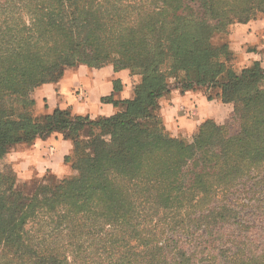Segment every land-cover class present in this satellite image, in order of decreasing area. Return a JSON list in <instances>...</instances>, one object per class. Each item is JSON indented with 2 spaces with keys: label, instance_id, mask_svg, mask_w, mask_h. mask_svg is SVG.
<instances>
[{
  "label": "trees",
  "instance_id": "obj_1",
  "mask_svg": "<svg viewBox=\"0 0 264 264\" xmlns=\"http://www.w3.org/2000/svg\"><path fill=\"white\" fill-rule=\"evenodd\" d=\"M260 14L264 0H0V158L58 131L76 172L27 191L0 171V264H264L230 201L264 170V68L238 75L212 41ZM79 64L141 75L134 99L111 118L36 114L33 90ZM202 87L233 114L172 135L160 98Z\"/></svg>",
  "mask_w": 264,
  "mask_h": 264
},
{
  "label": "crops",
  "instance_id": "obj_2",
  "mask_svg": "<svg viewBox=\"0 0 264 264\" xmlns=\"http://www.w3.org/2000/svg\"><path fill=\"white\" fill-rule=\"evenodd\" d=\"M252 25L247 28L246 31L237 32L236 27L230 28L228 34V44L230 49L234 51L239 60L242 58V55L247 53H256L261 56V62H264V25L261 24V21H264V16H261L257 19H253ZM248 22H240L237 24H247ZM253 28H255V32H253ZM249 33H252L249 36ZM245 37H248L245 39ZM239 44V50L236 49V45ZM255 62V61H253ZM84 66L83 68L81 66ZM109 65L112 66L109 74H105V70L108 69ZM124 69V68H123ZM122 69H116L114 65L107 64L101 67H92L87 64H79L74 67H69L65 69L63 76L55 82H46L53 85L52 92L55 93L52 101L48 100L47 96H39L37 90L47 91V89L43 88V83L37 86L33 92L32 97L35 100L34 112L38 115L41 114H51L56 109H61L60 105L62 103L67 102L66 96L61 92V88L67 85L68 90L77 98V104H88L92 101H98V103H114L112 100L118 99L120 93L124 87L122 84V77L117 76L116 74L120 72ZM77 78L75 80L72 79L73 76ZM129 79L131 80L134 74L132 71L128 73ZM85 82H87V86H85ZM137 84L133 81L132 83V91L131 94L134 97L135 95V87ZM107 91V94L105 92ZM190 91L192 95L186 96L185 93ZM178 92V99L173 94ZM195 97V99H193ZM187 99L191 102L192 106L189 107L184 103V100ZM39 100H43V106H40ZM167 101V107L161 103V101ZM176 100L177 102H174ZM199 101V103H198ZM54 103L55 108H53L52 112L49 113L47 109L50 105ZM203 105V107H201ZM160 114L162 119L166 121V115L170 112L172 108H176V113L173 115V120L177 122L176 128L174 129V136H182V137H191L193 136L197 130L199 129L201 123L208 118H218L220 116L218 109H226V115L231 112L232 103H224L218 99L210 100L206 96L203 90L201 89H186L181 90L179 88H174L170 93L160 98ZM75 104L68 105L67 108L74 115H81L79 113L74 112ZM164 109V112L161 109ZM91 112L88 111L82 116H90ZM103 117V116H97ZM185 117L188 121L198 122L195 123L194 130L189 133L187 128L179 127V118ZM203 117V119H201ZM172 134L173 130H168ZM56 133L62 134L63 139L61 140V135H57ZM173 135V134H172ZM39 141V147H37V142ZM50 141H60L59 146ZM70 142L71 147H69L68 143ZM67 149V152L64 150ZM73 150V143L70 139L66 138L63 133L55 131L51 135L47 137H37L32 143H18L14 145L10 151L7 153H27V156H20L16 160H9L8 155H5V161L13 164L14 168L16 165L26 164V169H21V171H29L31 176L29 178L41 177L46 175L47 173L56 176L57 178H63L69 176L73 173V170L65 161V157L69 155ZM37 160L38 163H28L30 160ZM47 161V164L44 162ZM39 164V166H38ZM67 167V171H65L61 175H57L56 172L53 171V167ZM44 168V174L40 175V168ZM28 178V179H29Z\"/></svg>",
  "mask_w": 264,
  "mask_h": 264
},
{
  "label": "clouds",
  "instance_id": "obj_3",
  "mask_svg": "<svg viewBox=\"0 0 264 264\" xmlns=\"http://www.w3.org/2000/svg\"><path fill=\"white\" fill-rule=\"evenodd\" d=\"M261 24L264 25V21H261ZM252 25V21H248L247 24H237V25H229L230 28L232 27H236L237 32L240 31H246L247 28L249 26ZM253 32H255V28H253ZM252 33H249V36H251ZM248 37H245V39H247ZM236 49L239 50L240 46L239 44H237ZM261 47H264V45H261ZM253 61H261V56L259 54L256 53H247L242 55V58L238 61V63L234 66V71L239 75L244 69L247 68H251L253 66ZM262 68H264V62H261L260 65ZM82 68L84 67L83 65L81 66ZM112 66L109 65L108 69L105 70V74H109L111 71ZM131 70L128 68H124L122 69L120 72H118L116 75L122 77V84L124 85L120 96L118 97V99L121 100H133L134 97L131 94L132 91V83L133 81L138 85L139 83H141V76L139 74L134 75L132 77V79H129V75L128 73ZM181 75H183V72H181ZM77 77L74 75L72 77L73 80H75ZM175 78H170L169 82H174ZM85 86H87V82H85ZM52 87L53 85L50 83H46L43 85L44 89H47V91H41V90H37L39 96H47L49 101H52L53 96L55 95L54 92H52ZM61 92L66 96L67 98V102L66 103H62L60 105L61 109H65L68 107V105L70 104H75L76 107L74 108V112L79 113L81 115H84L86 112L90 111L91 115L89 116L90 120H96L97 116H103L106 118H111L115 115H117L119 113V107L113 105L111 102L109 103H98V101H92L91 103L88 104H77V98L68 90L67 85H65L64 87L61 88ZM105 94H107V91L105 92ZM175 97H177L178 99V92L173 94ZM186 96L188 95H192V93L190 91L185 93ZM115 99V98H114ZM193 99H195V97H193ZM40 106H43V100H39L38 101ZM174 102H177L176 100H174ZM162 104L165 105V107H167V101L162 100L161 101ZM184 103L187 104L189 107L192 106L191 102L188 101L187 99L184 100ZM199 103V101H198ZM201 107H203V105H201ZM53 108H55V104L52 103L50 105V107L47 109V111L49 113L52 112ZM176 108H172L170 110V112L166 115V121H165V127L168 130H173L172 134L175 135V131L174 129L176 128V124L177 122L173 120V115H175L176 113ZM162 112H164V109H161ZM203 119V117L201 118ZM195 123L198 122H192V121H188L185 117H181L179 118V127L180 128H187L188 132L191 133L194 130V126ZM57 135H61V140L63 139L62 134L60 133H56ZM102 139L106 140V141H110L111 140V135L110 134H106L104 136L101 137ZM51 143L56 144L57 146H59L60 141H50ZM65 143L69 144V147H71L70 142L65 141ZM37 147H39V141L37 142ZM65 152H67V149L64 150ZM8 155V159L9 160H16L18 157L20 156H27V153H9ZM28 163H38L37 160L33 159L28 161ZM45 164H47V161L44 162ZM39 166V164H38ZM27 165L26 164H22V165H16L15 169L18 172V174L25 178L28 179L31 176V173L29 171H21V169H26ZM53 171L56 172V174L59 176L61 174H63L65 171H67V167H53ZM40 175L44 174V168H40Z\"/></svg>",
  "mask_w": 264,
  "mask_h": 264
},
{
  "label": "rangeland",
  "instance_id": "obj_4",
  "mask_svg": "<svg viewBox=\"0 0 264 264\" xmlns=\"http://www.w3.org/2000/svg\"><path fill=\"white\" fill-rule=\"evenodd\" d=\"M261 16H264V14H260L258 18ZM235 23H240V22H235ZM229 31H230V27L228 26L227 29L223 33L214 35V37L212 38V41L215 43H223V42L228 43L227 39H228ZM232 52H233V55H232L231 64L234 67L238 63L239 57L234 51ZM171 78H174V77H171ZM172 84L176 85L175 79H174V82H172ZM201 89L204 91L206 96H208L209 90L207 91L203 87ZM233 111H234V106L232 107L231 112L228 115H226V109L222 108L220 110L217 108V112H219L220 114V116L216 118L217 120H215L214 118H208V119H213L218 124H224L233 114ZM183 138L186 140H190V141L192 140V137H183ZM4 157L0 158V171L1 172H12L14 176H16L20 184H26L27 191L33 190L34 187H36L37 185L41 183L54 182L57 179H62V178H57L56 176L49 174V173L41 177H35L33 179L32 178L25 179L18 174L13 164L5 161ZM69 164L71 165V162H69ZM75 173L73 172L67 177H72L75 175ZM248 186H253V188L249 192L238 193V194L230 196V201L234 203V205L237 206L238 210H240L239 220L243 223H245L246 221H250L251 235L254 236L257 244L260 246V248H262L264 247V170L260 173V175H258V177H255L254 180H251L248 183ZM227 229H230V228L227 227L226 230ZM229 231H231V229Z\"/></svg>",
  "mask_w": 264,
  "mask_h": 264
}]
</instances>
